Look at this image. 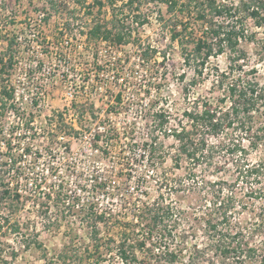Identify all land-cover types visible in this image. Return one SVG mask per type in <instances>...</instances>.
Masks as SVG:
<instances>
[{
    "label": "rangeland",
    "instance_id": "rangeland-1",
    "mask_svg": "<svg viewBox=\"0 0 264 264\" xmlns=\"http://www.w3.org/2000/svg\"><path fill=\"white\" fill-rule=\"evenodd\" d=\"M102 1L103 7L96 0H0V57L7 60L4 73L0 74V140L11 141L1 129L12 120L4 115L5 109L12 105L3 87L10 91L18 37L24 39L19 45L24 46L27 54L37 50L32 39H41L46 44L47 39L84 34L97 22L113 23L117 30L130 27L125 31H131L121 43L122 57L118 51H106L102 45L104 62L97 67L108 71L114 63L124 80L117 82L122 94L112 104L121 115L117 113L112 124H98L104 131L106 149L94 162L86 157L78 159V169L65 172L62 187L54 197L46 198L42 194L47 178L44 160L20 154L10 147L0 150V182L5 183L0 184V264H123L118 251L123 232L134 229L132 237H137L139 227L133 226V221L139 208L162 192L187 216L184 226L189 233L188 246L202 250L207 243L205 201L211 196L196 185L187 184L192 180L187 174L189 162L175 159L180 142L171 130L190 125L185 111L201 109L206 101L217 103L223 88L214 66L227 69L230 53L211 57L208 68L197 77L193 65L184 61L179 41L171 38L175 24L179 25L183 19L182 13H169L166 5L148 0H135L133 4L114 0L113 5ZM39 9L47 12V20L38 27L32 24ZM184 17H191L193 28V34L184 40V48L186 53L194 54L195 38L201 27L191 15ZM245 24L247 34L254 38L242 41L247 51L244 67H255L263 81L264 24L256 25L252 18L245 20ZM99 39L106 38L95 40ZM107 39L120 46L114 36ZM10 56L13 66H8ZM159 112L165 116H159ZM205 136L216 144L220 141L218 135ZM232 136L235 134H229ZM239 136L247 147V140ZM144 141L152 146L143 145ZM147 150H151V155ZM228 155L226 150L217 154L219 160L211 170L222 168L214 175L213 171H207V179L222 177L226 192L232 190L245 203L238 205L234 223H241L259 247L251 264H263L260 259L264 255V175L246 178L236 164L225 161ZM261 157L264 158V146L249 155L253 162ZM198 171L200 176L204 173ZM200 176L199 182L203 180ZM160 178L168 179L173 187L161 188ZM19 187L26 192H18ZM100 214L105 216L99 218ZM129 241L127 246L134 245ZM97 244L101 258L97 256ZM62 251L67 253L65 258L58 257Z\"/></svg>",
    "mask_w": 264,
    "mask_h": 264
},
{
    "label": "trees",
    "instance_id": "trees-1",
    "mask_svg": "<svg viewBox=\"0 0 264 264\" xmlns=\"http://www.w3.org/2000/svg\"><path fill=\"white\" fill-rule=\"evenodd\" d=\"M96 1L98 5L104 6L102 0ZM107 1L112 5L115 3L114 0ZM134 1L127 0V3L133 4ZM148 1L166 5L169 13L183 14L181 19L185 21L181 20L179 25L175 24L171 38L179 41L184 50V61L193 65L197 77L208 68L211 57L228 52L230 55L227 69L214 66L217 79L223 88L222 96L218 97L217 103L206 101L202 103L201 109L197 107L192 111H185L190 125L170 129L180 142V152L175 159L179 162L183 158L189 162L187 174L192 180L187 184L194 187L196 185L197 188L205 191V195L211 196L205 201L208 203L206 204L208 210L205 211L207 214L205 220L208 224L205 247L200 250L188 246L186 240L189 233L184 226L187 216L162 192L154 201L144 202L139 208L133 221V226L137 225L140 228L137 229V237H132L136 231L134 229L131 230L132 232H123V239L118 244L119 256L123 264H133V262L134 264H251L250 260L260 251L259 247L251 240L244 227L240 226L241 223L237 221L234 223V214L238 205L244 206L245 203L238 200L232 190L226 192L225 180L223 181L222 177L207 179V175L212 171L214 175L222 168L211 170L215 161L219 160L216 158L217 154L224 150L229 154L225 161L231 160L236 164L237 169L240 168L241 174H245L246 178L254 175L257 179L264 175V158L261 157L256 162L249 158L253 151L260 150L264 146V80L262 81L255 67L251 69L244 67L247 51L242 47L243 40L254 38L252 34L250 36L247 34L245 20L252 18L256 25L264 24V0ZM185 14L191 15L201 27L195 38L194 54L186 53L184 48V40L193 34L189 21L191 17L184 19ZM141 24L144 22L141 21ZM117 27L113 23L109 25L107 22H97L89 27L85 34L90 40L114 36L121 44L131 31H125L130 27L119 30ZM5 60L6 57H0V74L4 73L7 61ZM12 60L13 57L10 56L8 66H13ZM3 92L10 97L12 95L6 86L3 87ZM158 115L165 116L163 112H159ZM205 134L218 135L220 141L217 144L211 142ZM229 134L235 136L229 137ZM239 134L242 135L241 138L247 140V147L240 142ZM143 145L152 146L147 141H144ZM147 152L151 155V150ZM199 169L204 172L201 176L198 174ZM207 171L209 173H206ZM199 176L203 178L201 182L198 181ZM160 182L161 188L170 186L168 179L160 178ZM0 184L5 185L3 182ZM6 191L10 192V190ZM250 192L252 193L253 189ZM98 216L103 218L105 215ZM93 236L96 237L97 234ZM127 240L134 245L127 246ZM95 248L98 258H101L100 246L97 244ZM66 255L67 253L62 251L58 257L65 258ZM260 261L264 264V255Z\"/></svg>",
    "mask_w": 264,
    "mask_h": 264
},
{
    "label": "built area",
    "instance_id": "built-area-1",
    "mask_svg": "<svg viewBox=\"0 0 264 264\" xmlns=\"http://www.w3.org/2000/svg\"><path fill=\"white\" fill-rule=\"evenodd\" d=\"M46 20L47 12L39 9L32 25L43 26ZM18 38L8 86L12 106L4 111L5 118L12 120L1 127L11 141L0 140V150L10 147L44 160L47 178L42 194L54 197L63 185L62 175L78 169V159L94 162L106 149L98 124H112L116 114L121 115L112 104L121 97L117 82L124 76L114 63L108 71L97 66L104 62L102 45L106 51H118L120 57L122 45L109 39L90 40L84 33L47 39L46 44L32 39L37 50L25 54L19 45L24 39ZM18 192L26 191L19 187Z\"/></svg>",
    "mask_w": 264,
    "mask_h": 264
}]
</instances>
